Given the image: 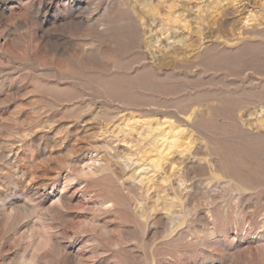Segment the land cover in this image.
Masks as SVG:
<instances>
[{"label":"rangeland","instance_id":"374dc122","mask_svg":"<svg viewBox=\"0 0 264 264\" xmlns=\"http://www.w3.org/2000/svg\"><path fill=\"white\" fill-rule=\"evenodd\" d=\"M0 264H264V0H0Z\"/></svg>","mask_w":264,"mask_h":264},{"label":"bare ground","instance_id":"6f19581e","mask_svg":"<svg viewBox=\"0 0 264 264\" xmlns=\"http://www.w3.org/2000/svg\"><path fill=\"white\" fill-rule=\"evenodd\" d=\"M10 151H11V150H10ZM13 152H14V151H13ZM17 152H19V151H17ZM14 159H15V158H14ZM20 159H21V157H20ZM12 160H13V159H12ZM21 160H22V159H21ZM17 161H18V160H17ZM12 162H13V161H12ZM12 162H11V163H12ZM17 163H18V162H16V164H17ZM13 164H14V163H13ZM16 168H18V167L16 166Z\"/></svg>","mask_w":264,"mask_h":264}]
</instances>
